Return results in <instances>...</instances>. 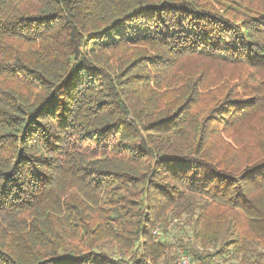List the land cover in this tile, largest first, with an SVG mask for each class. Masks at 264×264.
Masks as SVG:
<instances>
[{
	"label": "trees",
	"instance_id": "1",
	"mask_svg": "<svg viewBox=\"0 0 264 264\" xmlns=\"http://www.w3.org/2000/svg\"><path fill=\"white\" fill-rule=\"evenodd\" d=\"M182 217L264 264V0H0V264H161Z\"/></svg>",
	"mask_w": 264,
	"mask_h": 264
},
{
	"label": "rangeland",
	"instance_id": "2",
	"mask_svg": "<svg viewBox=\"0 0 264 264\" xmlns=\"http://www.w3.org/2000/svg\"><path fill=\"white\" fill-rule=\"evenodd\" d=\"M145 29V27L141 23H134L132 25H128L125 32L128 35H136L138 32H142ZM161 237L164 241H166L170 246V255L169 260L165 261L163 260L161 264H172L176 256L178 255L180 250H184V247H176L177 240L179 238H183L184 241H193V224L188 219V217H182V218H175L168 226V229L161 233ZM195 243V242H194ZM193 243V244H194ZM190 244V243H189ZM196 247L199 249L201 248L199 244H195ZM208 250L213 251V248H209ZM187 252V251H186ZM191 256V255H190ZM230 259H221L218 261V264L221 262H227L229 264H234L235 260L232 257H229ZM218 260V259H216Z\"/></svg>",
	"mask_w": 264,
	"mask_h": 264
},
{
	"label": "built area",
	"instance_id": "3",
	"mask_svg": "<svg viewBox=\"0 0 264 264\" xmlns=\"http://www.w3.org/2000/svg\"><path fill=\"white\" fill-rule=\"evenodd\" d=\"M172 264H192L191 256L188 252L180 250ZM220 264H229L227 262H221Z\"/></svg>",
	"mask_w": 264,
	"mask_h": 264
}]
</instances>
